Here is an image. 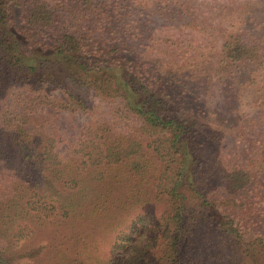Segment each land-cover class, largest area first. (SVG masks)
Instances as JSON below:
<instances>
[{
    "label": "trees",
    "instance_id": "1",
    "mask_svg": "<svg viewBox=\"0 0 264 264\" xmlns=\"http://www.w3.org/2000/svg\"><path fill=\"white\" fill-rule=\"evenodd\" d=\"M219 5L0 0V264L44 226H67L74 241L75 220L100 211L127 177L134 194L146 184L167 203L159 244L167 264H185L202 225L263 263L264 12L231 32L232 9ZM35 50L55 59L31 62ZM24 84L92 90L116 108L63 158L44 111L59 109L54 101L8 104ZM219 95L218 109L210 103ZM70 98L76 111L96 108ZM228 141L248 152L227 158ZM67 255L58 251L55 264Z\"/></svg>",
    "mask_w": 264,
    "mask_h": 264
},
{
    "label": "rangeland",
    "instance_id": "2",
    "mask_svg": "<svg viewBox=\"0 0 264 264\" xmlns=\"http://www.w3.org/2000/svg\"><path fill=\"white\" fill-rule=\"evenodd\" d=\"M192 1L199 2L200 9L209 12L213 2L221 7H230L232 15L227 20L230 22L231 32L238 29L245 17L264 12V0ZM33 57L31 62L39 57L55 59L51 51L41 50H35ZM70 96L91 101L96 108L91 111L89 107L85 109L82 106L78 109L80 111H76ZM98 98L104 97L92 90L78 89L72 85L43 89L30 84L13 88L7 96L9 105L14 102L11 107L15 108L12 110H16V107L22 109L24 103H41V100L46 101L45 104L49 106L51 103L48 101L57 104L59 109L45 108L44 111L54 121L52 130L58 135L56 147L63 158L74 154V149L79 146L91 121L113 117L115 105L110 106L111 104L101 102ZM213 98L211 106L219 109L220 95ZM224 148L227 158L236 157L240 152H248L246 145L231 141ZM249 157L250 154L247 153V158ZM114 170L110 167L109 177L115 173ZM131 180L132 178L127 177L119 182L114 181L116 195L102 200L105 204L100 211L90 213H95L90 218L84 213L83 218L75 220L78 224L72 232L75 235L74 241L70 237L66 238L67 226L56 233L52 228L44 226L35 230L28 242H23L22 251L18 255L10 257L12 264H55L54 255L58 251L68 250L69 255L64 257L66 261L63 264H167V259L162 258L159 249V244L163 242L161 223L167 203L162 198H156L153 189L146 184L140 196L138 193L134 194L138 183ZM192 238L195 244L191 247L190 257L185 264H252L246 253L214 228L208 229L202 225L200 229H193ZM134 258L137 259L136 263ZM139 258L141 262L138 261ZM261 264H264V260Z\"/></svg>",
    "mask_w": 264,
    "mask_h": 264
}]
</instances>
